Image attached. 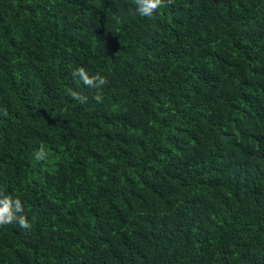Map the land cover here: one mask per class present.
<instances>
[{
	"label": "trees",
	"instance_id": "16d2710c",
	"mask_svg": "<svg viewBox=\"0 0 264 264\" xmlns=\"http://www.w3.org/2000/svg\"><path fill=\"white\" fill-rule=\"evenodd\" d=\"M5 211L0 264H264V0H0Z\"/></svg>",
	"mask_w": 264,
	"mask_h": 264
},
{
	"label": "clouds",
	"instance_id": "9594fccd",
	"mask_svg": "<svg viewBox=\"0 0 264 264\" xmlns=\"http://www.w3.org/2000/svg\"><path fill=\"white\" fill-rule=\"evenodd\" d=\"M135 14L147 19H152L155 11L162 6L163 0H133ZM72 76L78 79L83 86L89 90H95L92 99L96 102L102 100V96L99 94L100 88L106 83V78L100 73H90L83 66H77L72 70ZM70 97L77 102L83 103L88 100V96L75 90L69 91ZM4 203H8L7 197H5ZM17 220L20 226L28 227V223L23 216L14 217L10 211H5L0 214V225L8 224L13 220Z\"/></svg>",
	"mask_w": 264,
	"mask_h": 264
}]
</instances>
